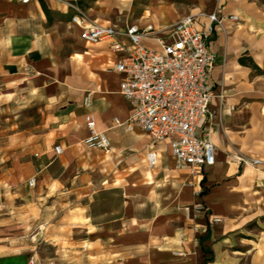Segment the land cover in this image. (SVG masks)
Returning <instances> with one entry per match:
<instances>
[{"label":"rangeland","instance_id":"1","mask_svg":"<svg viewBox=\"0 0 264 264\" xmlns=\"http://www.w3.org/2000/svg\"><path fill=\"white\" fill-rule=\"evenodd\" d=\"M44 2L59 10L50 14L52 24L48 21L61 35L55 63L36 76L24 69L15 76L0 75V222L10 245L28 252L32 264H196L200 238L209 228L202 227L207 215L195 217L185 210L200 201L197 183L173 165L169 154L157 167H142L147 152H139L134 142L111 155L83 148V119L74 116L81 96H74L69 84L75 77L72 56L83 52L69 25L75 13L69 4L90 21L122 25L139 24L157 0H133L130 6L114 0ZM174 2L181 16L199 20L225 7L219 0ZM8 4L19 2L0 0V18ZM61 8L71 13L64 15ZM254 15L263 20L264 0H249L237 23L224 22L243 25L252 34L255 25L264 29L263 21L252 22ZM85 63L88 83L100 62L86 57ZM116 79L112 75V85ZM57 145L65 148L60 160L67 166L60 182L40 169ZM146 171L154 174L148 177ZM32 178L35 187L29 185Z\"/></svg>","mask_w":264,"mask_h":264},{"label":"crops","instance_id":"2","mask_svg":"<svg viewBox=\"0 0 264 264\" xmlns=\"http://www.w3.org/2000/svg\"><path fill=\"white\" fill-rule=\"evenodd\" d=\"M71 1L82 5L87 0ZM114 1L123 6H130L133 2ZM247 2L249 0H219L220 6L225 5L222 11L225 17L243 15ZM8 5L0 18V75L8 72L15 76L21 69L29 72L28 76L30 73L39 75V71L55 63V56L59 53L61 35L55 25L48 24V21L52 24L50 14L59 10L57 6L53 8L47 3V16L39 0ZM175 6L174 0H157L156 8L148 10L139 24L127 22L120 25L112 21L101 23L100 19L95 22L106 26H153L160 31L189 16H181ZM61 9L64 15L71 13L68 8ZM253 17L251 21L254 24L264 22V16L262 21L256 20L255 15ZM71 18L69 25L77 45L83 51L72 56L75 77L69 81L74 96H81V109L74 115L83 119L84 137L80 145L85 148L83 141L89 136L86 117L91 113L96 119L97 130L105 132L112 143L109 152L94 151L111 155L134 142L139 152H147L143 153L146 159H143L142 167L152 169L148 162V154L152 149L159 154L155 167L167 154L174 165L168 143L153 146L141 130L128 133L115 125L116 119L125 122L131 113L129 104L119 95L121 76L111 71L117 57L107 43H85L80 38V29L71 24ZM198 21L200 27L209 24L208 17ZM261 37L264 38V29L260 25H255L251 34L243 25L234 27L225 23L223 27L217 28L211 41V48L217 55L212 72L215 97L211 105L213 119L206 128L215 146L216 165L204 170L201 177L192 176L188 172L199 187V202L204 203L208 209L204 220L206 224L202 227L205 232L209 228L207 234L200 238L201 247L196 264H264V42L260 41ZM86 57L100 62L96 76L90 78L88 83L84 82V72L90 70L85 63ZM242 58L247 62L251 59L259 72L241 65ZM112 75L117 77L115 85L111 83ZM89 92L94 97L91 107L85 108L83 101ZM65 111L69 112L70 108ZM75 124L80 127L79 121ZM57 146L63 148L64 154V146ZM57 146L52 150L51 161L45 167L40 166L41 171H46L54 182H60L67 172L66 163L60 160L63 154L55 155ZM145 173L148 177L154 174L152 171ZM190 215L195 216L193 212ZM98 230L100 232V228ZM5 231L4 223L0 222V264H31L28 252H19L18 248L11 246L12 239L6 237Z\"/></svg>","mask_w":264,"mask_h":264},{"label":"built area","instance_id":"3","mask_svg":"<svg viewBox=\"0 0 264 264\" xmlns=\"http://www.w3.org/2000/svg\"><path fill=\"white\" fill-rule=\"evenodd\" d=\"M17 1L27 4L30 0ZM69 7L75 12L71 24L80 29V38L91 45L109 44L117 57L111 71L121 76L119 95L129 104L131 113L125 122L116 119L115 125L128 133L141 130L153 146L168 143L175 167L192 176L201 177L204 170L214 167L216 150L206 128L213 119L211 105L215 97L212 72L217 55L211 41L226 19L237 23L239 17L216 12L208 16L207 26L200 27L197 17L189 15L157 31L153 26L100 25L86 18L76 5ZM93 97L92 92L84 97L85 108L91 107ZM86 124L89 136L83 141L84 147L111 151V140L97 130L93 114L87 115ZM62 154L63 148L57 146L55 155ZM158 160V152L152 149L149 166L155 167ZM36 183V178L29 181L31 187ZM186 211L197 217L208 213L202 202Z\"/></svg>","mask_w":264,"mask_h":264},{"label":"trees","instance_id":"4","mask_svg":"<svg viewBox=\"0 0 264 264\" xmlns=\"http://www.w3.org/2000/svg\"><path fill=\"white\" fill-rule=\"evenodd\" d=\"M39 2H40V4H41L42 9H43V11L45 12V14H46L47 16H49V10H48V8H47V6H46L44 0H39ZM240 64H241V65L248 66V67H250V68L256 70L257 72H259L258 67L253 63V61H252L251 59H249L248 62H247L244 58H242V59H240ZM204 252H205V250H204Z\"/></svg>","mask_w":264,"mask_h":264},{"label":"bare ground","instance_id":"5","mask_svg":"<svg viewBox=\"0 0 264 264\" xmlns=\"http://www.w3.org/2000/svg\"><path fill=\"white\" fill-rule=\"evenodd\" d=\"M194 16H195V15H194ZM201 17H202V18H204V19L206 18V16H204V15H202ZM224 24H225V22H224V23H222V25L220 26V28H221V27H223V26H224ZM217 222H218V221H217Z\"/></svg>","mask_w":264,"mask_h":264}]
</instances>
